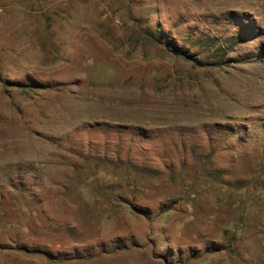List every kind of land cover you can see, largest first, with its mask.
I'll use <instances>...</instances> for the list:
<instances>
[{"label": "rangeland", "instance_id": "obj_1", "mask_svg": "<svg viewBox=\"0 0 264 264\" xmlns=\"http://www.w3.org/2000/svg\"><path fill=\"white\" fill-rule=\"evenodd\" d=\"M0 264H264V0H0Z\"/></svg>", "mask_w": 264, "mask_h": 264}, {"label": "trees", "instance_id": "obj_2", "mask_svg": "<svg viewBox=\"0 0 264 264\" xmlns=\"http://www.w3.org/2000/svg\"><path fill=\"white\" fill-rule=\"evenodd\" d=\"M149 35L153 38H155V34L149 30ZM210 40L212 41L211 43V47H214L216 46L214 43L216 41H219V37H210ZM174 50L178 53V54H181V55H185L186 57L188 58H192L190 57L189 53L181 48H177V47H174ZM234 46H233V38H228L225 43H220L218 46H216L215 50H214V55L216 57H220V58H223V59H229L228 57V54L229 52L231 51H234ZM220 63V62H218ZM216 63V64H218ZM222 63V62H221ZM215 64V63H214Z\"/></svg>", "mask_w": 264, "mask_h": 264}]
</instances>
